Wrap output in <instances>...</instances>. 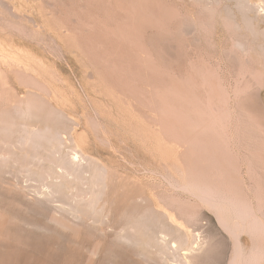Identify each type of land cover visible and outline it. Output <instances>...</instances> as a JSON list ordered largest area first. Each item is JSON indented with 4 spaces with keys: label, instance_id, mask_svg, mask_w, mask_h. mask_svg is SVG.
<instances>
[{
    "label": "rangeland",
    "instance_id": "rangeland-1",
    "mask_svg": "<svg viewBox=\"0 0 264 264\" xmlns=\"http://www.w3.org/2000/svg\"><path fill=\"white\" fill-rule=\"evenodd\" d=\"M17 106L106 167L113 213L123 196L144 194L210 233L217 243L203 264H229L235 242L241 255L263 253L253 218L264 222V0H0V127ZM9 138L0 132L1 153ZM5 203L0 215L13 213ZM68 244L60 264L79 257ZM106 255L126 264L113 248Z\"/></svg>",
    "mask_w": 264,
    "mask_h": 264
},
{
    "label": "bare ground",
    "instance_id": "bare-ground-1",
    "mask_svg": "<svg viewBox=\"0 0 264 264\" xmlns=\"http://www.w3.org/2000/svg\"><path fill=\"white\" fill-rule=\"evenodd\" d=\"M246 5L249 6V4ZM237 46L241 47V44L238 42ZM20 108L22 107L20 106L15 111L17 117H15V120L12 119L11 122H7L0 127V132L4 133L5 137L6 134L10 138H12L10 135L14 134V137L16 136L15 142L12 138V142L8 141L7 143L8 147L4 146L8 152L5 154V150H2V153L0 152V186L2 183H6L5 193L9 195L8 201L7 195L4 193V198L7 201L2 197L0 199H3V201L0 200V202L2 201L0 204L4 205L3 202H8L11 207H15L12 208L13 213L10 212L9 207L4 208L7 209L5 212H10L8 217L13 221L10 227L3 224L0 233L6 231L14 237L15 242L13 243V239H11L12 243H10V240L7 241L6 238H4L6 240H0V259L3 261L0 264H60L59 259L62 252L64 253L65 249L71 248L68 243H73L72 252H70L72 255L76 252L79 253V257H72L74 262L75 259L78 260L79 258V264H109L110 258L106 255L109 248L115 249L118 254L122 255L126 264H140L141 262L144 264L146 261L152 264H203L205 257L210 256L209 252L217 242L213 240L212 236H209L210 233L209 235L204 234L202 226L199 227L200 222L198 225V219L191 221L189 225L182 224L174 214L168 212L167 208H158L149 202L144 203L147 200H145L144 194H135L132 197L123 196L122 198L126 203L123 206L120 204L122 206H120V210L116 214L113 213L115 212L113 210L115 203L111 200V202L108 201L109 196L107 200L106 194L109 184H113L114 181L112 180L113 182L110 183L106 167L97 162V158L81 154L75 147L76 145L72 146V143L66 145L67 142L61 135L63 133L60 132L57 126L45 123L47 120L38 123V125H41L38 126L33 123L34 121L39 122L38 119L36 120L37 116L26 107L25 110ZM35 108L37 109V106ZM32 117L35 118L33 122ZM31 122L36 127H33ZM21 161H24V163H21ZM8 175H11L9 177L11 181L6 178ZM189 177L191 178V176ZM116 180L119 181L115 176ZM122 184L121 188H124ZM125 186L127 187V185ZM1 187L4 188L3 185ZM113 188L115 187L113 186ZM111 189L112 187L109 191ZM29 190L33 192H29ZM29 193L31 196H29ZM124 193H126V190ZM124 195H127V193ZM204 200L211 206H217L218 200L213 199V197ZM31 201L41 204L43 210L41 209L42 211L38 212L35 211L37 208L34 207L35 209L32 211L33 206L31 208L28 205V202L33 203ZM52 203H55V205H52ZM116 204L118 205V203ZM49 205L53 208L52 210L50 208L51 211L48 214L45 211L49 208ZM109 205L112 207L110 208ZM257 206L259 208L260 205ZM244 207L247 209L248 205L245 204ZM0 208L3 209L2 206ZM241 209L239 208L240 211ZM3 211L1 215H4L5 212L3 213ZM114 214L117 215L118 220L115 219L117 224L111 221ZM248 214L246 215L248 216ZM236 217L239 218L236 215L234 219ZM221 218H223L222 215ZM7 220L5 217L2 223L7 222ZM253 220L254 226L258 228V230L256 229L257 232L264 230L262 219L256 217ZM226 229L229 231V228ZM82 230L88 239H78L77 234ZM230 233L235 235L231 230ZM261 235L262 233L259 236ZM234 238L236 239V235ZM238 245L235 242V249H232L234 253L229 264H234V258L241 264L244 263L242 262L244 258L247 262L245 264H260V261L264 259L261 251L260 255L256 252L246 255L247 257L244 254L241 255ZM262 254H264V250ZM69 258L71 259V256ZM77 260L75 264H77ZM66 263L74 264L71 261Z\"/></svg>",
    "mask_w": 264,
    "mask_h": 264
}]
</instances>
